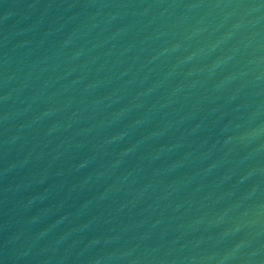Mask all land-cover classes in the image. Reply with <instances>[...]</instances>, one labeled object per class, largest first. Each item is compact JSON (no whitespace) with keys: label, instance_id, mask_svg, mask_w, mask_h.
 I'll return each instance as SVG.
<instances>
[{"label":"water","instance_id":"obj_1","mask_svg":"<svg viewBox=\"0 0 264 264\" xmlns=\"http://www.w3.org/2000/svg\"><path fill=\"white\" fill-rule=\"evenodd\" d=\"M0 264H264V0H0Z\"/></svg>","mask_w":264,"mask_h":264}]
</instances>
